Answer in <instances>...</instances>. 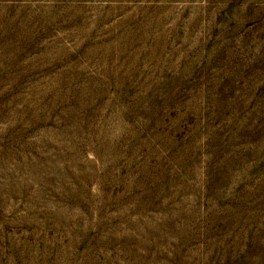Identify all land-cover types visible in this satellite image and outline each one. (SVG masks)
Listing matches in <instances>:
<instances>
[{"label": "rangeland", "instance_id": "374dc122", "mask_svg": "<svg viewBox=\"0 0 264 264\" xmlns=\"http://www.w3.org/2000/svg\"><path fill=\"white\" fill-rule=\"evenodd\" d=\"M0 264H264V0H0Z\"/></svg>", "mask_w": 264, "mask_h": 264}]
</instances>
